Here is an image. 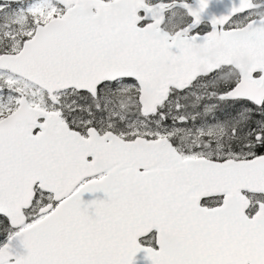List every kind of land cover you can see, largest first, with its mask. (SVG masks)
Instances as JSON below:
<instances>
[{
  "label": "snow or ice",
  "instance_id": "snow-or-ice-1",
  "mask_svg": "<svg viewBox=\"0 0 264 264\" xmlns=\"http://www.w3.org/2000/svg\"><path fill=\"white\" fill-rule=\"evenodd\" d=\"M0 264H264V0H0Z\"/></svg>",
  "mask_w": 264,
  "mask_h": 264
}]
</instances>
